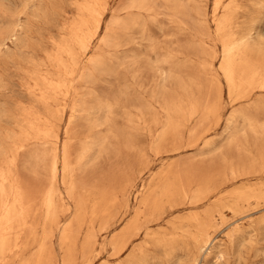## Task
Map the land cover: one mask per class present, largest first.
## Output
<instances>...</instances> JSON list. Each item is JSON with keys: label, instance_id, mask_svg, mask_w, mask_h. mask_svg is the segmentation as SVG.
I'll return each mask as SVG.
<instances>
[{"label": "rangeland", "instance_id": "rangeland-1", "mask_svg": "<svg viewBox=\"0 0 264 264\" xmlns=\"http://www.w3.org/2000/svg\"><path fill=\"white\" fill-rule=\"evenodd\" d=\"M231 44L264 77V0H0V264H190L150 239L214 207L200 263L264 264V89H229ZM166 177L181 208L116 257L121 207Z\"/></svg>", "mask_w": 264, "mask_h": 264}, {"label": "bare ground", "instance_id": "bare-ground-1", "mask_svg": "<svg viewBox=\"0 0 264 264\" xmlns=\"http://www.w3.org/2000/svg\"><path fill=\"white\" fill-rule=\"evenodd\" d=\"M99 2H97V3H99ZM95 5H99V4H95ZM93 7H94V5H93ZM91 9H93V8L91 7ZM91 9L89 8V10H91ZM216 10H217V8H216ZM94 11H97V10H94ZM218 11L219 10H217V12ZM91 12H93V11H91ZM100 12L101 11H99V13ZM94 13H96V12H94ZM87 15H89V14L87 13ZM95 18L97 20V17H95ZM92 20H94V19L91 18V21ZM91 21H90V24L92 25V27L93 28H94V26L96 27V25H93L94 23L92 24ZM92 22H95V20L92 21ZM96 24H97V30H99L101 28V24H100L99 18L96 21ZM94 31H93V33H94ZM99 31H101V30H99ZM99 31H97V32H99ZM93 35L95 36V34H93ZM82 36H84V35H82ZM78 39H80V38H78ZM84 39H85V37H84ZM78 42L81 44L84 41H81V39H80ZM235 52H236V47L234 45L231 44V45L227 46L225 54H224L223 59H222V65H221L222 66L221 70L223 69L222 71H224V73L226 75L229 89L232 90V91L242 92V90L246 89L247 87L250 88V87L255 86L257 84H259V88L264 89V77L263 76L261 77L259 75V73L256 71V69L249 70V72H247L245 70V69H248V68H245L243 70H238V67H236V65H235L236 63H235V60H234ZM60 87H63V86H60ZM55 158L57 159V156ZM67 164H68L67 160L65 159L63 161V166H62V172H63V175H65V176L68 173V165ZM53 170H54V174L57 175L58 171H59V167H58V163L57 162L55 163ZM145 185H142V188L139 191H137L138 192L136 194V199L138 201L137 207L132 208L128 204L126 206H122L121 207L122 209H123V207H125V209H124L125 211L122 212L124 215L131 214V213H133V215L128 220V222L117 233L114 234V236L112 237V239L109 242V245L111 246V248H112V250L114 252V255L116 257H118V258H119V256H121L130 247V245L132 244L133 240H135L136 238H139L142 235H144V238H147V237L150 238L151 235L149 234V230H151L150 229V228H152L151 226L160 224L159 223V219L161 221V218H163V221H161V223L164 222L165 217L168 218V216H171L175 212V210L178 207H180V204L177 203V200H179L181 197H186L187 196V191H186L187 189L185 190V188L181 185V182L179 183L178 179H171V178H168V177H166L164 179L162 178L161 181L154 188H152V187L151 188L150 187L147 188ZM221 189H223V188H221ZM221 189H220V191H221ZM194 190H197V189L195 188ZM119 193L120 192H118V193H116L114 195L115 197H113V199L110 200V203L107 202L108 200L106 201V200L103 199L104 201L107 202V205H108L107 207H106V205H104V208L100 212L101 217L104 220H106V218H108L109 215L111 216V208H112L113 205L114 206L116 205V207L118 209L120 208V206H121L120 205L121 198H120ZM121 193H123V192H121ZM240 193H242V192H240ZM196 194H197L196 198H195V203L196 204L197 203L200 204V202H202V201H204L205 199L208 198L207 189H203V188L199 189L198 193H196ZM221 194H222V192H221ZM234 194H235V192H234ZM123 195H124V193H123ZM48 198H49V196H48ZM213 198H215V197H213ZM246 198H248V196L242 194V195H239L238 199L241 201V200H244ZM223 199H224V197H223ZM223 199H221V200H223ZM50 200L51 199L49 198L48 203H47V208L50 209V211H51V207L54 209V207H53L54 202L51 200V202H53V205H52V203L49 202ZM235 200H237V199H235ZM215 204H217V203H215ZM141 207H143L144 209L142 210ZM209 207L210 206L208 204L207 208H209ZM188 208H187V210H188ZM191 208H193V210H194V207H191ZM50 211H48V212H50ZM94 211H93V214H94ZM50 213L52 214L54 212H50ZM50 213H49V215H50ZM95 213H97V212H95ZM217 213H219V209L217 207H214V208L207 209L203 214H196L194 216H190L188 218H183V219L180 218L177 221H173V222L170 223L169 230H165L163 232L158 233L157 235L151 237L150 240H153L157 246L165 245V246L173 247L175 245L183 244V245H185L187 247V251L190 254V257H191L190 264H202V263H200V260L198 259V257H199V254L205 253L204 249H207V250L210 249L211 244H213L212 243L213 242V240H212L213 238L211 239V230H212L214 224L216 223V221L218 220L217 219ZM220 214H223V213H220ZM52 218L53 217H51L49 219H51L52 222H53L54 219H52ZM170 219H172V218H170ZM167 221H170V220H167ZM53 223H55V222H53ZM222 223H223V221H222ZM157 227H159V226L157 225ZM104 230H105V228H104ZM106 232L108 233V230ZM229 235H230V233H229ZM215 242L216 241H214V243ZM4 245H5V241L1 239L0 240V249H3ZM87 245H88V243H87ZM89 246H86V249H88ZM93 246H94V244H93ZM92 249H93V247H92ZM143 249H144V247H139L138 251L133 253V255L131 256L129 261L133 262V263L136 262L139 259V254H141L143 252ZM224 256H225L224 252H218L217 256H216V258H217L216 260L220 261V260H222L224 258ZM187 257H188V255H187ZM117 263H119V262H117Z\"/></svg>", "mask_w": 264, "mask_h": 264}]
</instances>
